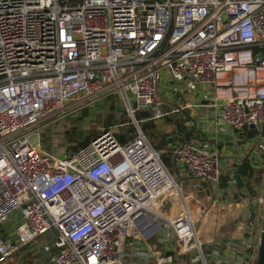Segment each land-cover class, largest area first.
<instances>
[{
    "label": "built area",
    "instance_id": "built-area-1",
    "mask_svg": "<svg viewBox=\"0 0 264 264\" xmlns=\"http://www.w3.org/2000/svg\"><path fill=\"white\" fill-rule=\"evenodd\" d=\"M161 87L183 95L173 112L208 102L221 131L255 125L264 151V0H0V225L19 216L18 242L0 240V264L44 235L51 264H257L252 225L205 248L203 212L190 208L136 118L166 116ZM111 95L135 125L126 142L103 128L57 158L31 138L66 116L68 102ZM174 155L224 195L219 154L193 136ZM163 226L176 251L147 241Z\"/></svg>",
    "mask_w": 264,
    "mask_h": 264
},
{
    "label": "crops",
    "instance_id": "crops-1",
    "mask_svg": "<svg viewBox=\"0 0 264 264\" xmlns=\"http://www.w3.org/2000/svg\"><path fill=\"white\" fill-rule=\"evenodd\" d=\"M162 89V93H163V100H164V105H163V109L164 111L167 113L166 116L162 119H151L155 125V143L159 142L161 140V137L164 138V140L166 142H168V145L164 146L163 149H161V154L162 153H168V148H172L174 149V152L176 150V148H178L181 143L183 142V140L187 137H195L196 139H198L199 141H201V143L209 148L211 151L216 152L217 154L220 155L221 159H222V166H223V173H224V178L222 180V184H221V188L224 190V195H222L221 197H217L215 195H213L214 193L212 192V189L210 187V185L204 181V180H197L194 177L190 176L189 173L186 171V168L184 166V164L175 158L174 153L171 155V164L173 165V167L175 168L176 174H175V178L177 179V176H179L182 179V182L185 184H181V182H177L179 183V185L181 186L182 192L183 188H190V187H196L199 188L200 193L196 194L194 196V201H195V209L193 210V212H197V209H200V207H202V205H205V203L203 202V196H206L207 200L206 202H210L211 198L215 200H213V205L215 203H221V202H235L234 205V210L232 212H241L242 211V207L240 206V204L237 203H241V204H246V212H242L239 219L240 220H244L243 221V228L241 229V231L239 232V234H236L232 237H236L241 235L245 230L246 227L248 225H252L254 226V228H256V231L258 234H261L263 226L259 227V221L258 223H254L251 221L252 219V211L254 208V206H250V204H254L256 205L257 203H259V198L263 195V192L260 194H257L256 196H251V186H250V182L252 180V178L256 175V169H260L259 171H261V169H264V151L260 150L257 146V140L256 138H254V136L249 135V131L250 128L245 129L239 136L232 131L231 129H227L226 131H221L219 129V125L216 122L215 118V108L210 106V103L208 102H204V106H200V107H189L186 108L180 112H173L172 109L178 105L179 102L178 99H180L183 102V95L182 93H178L177 95H179L180 97L177 98H173L170 96V94H168V90L166 88L161 87ZM112 96H108L98 102H96L95 104L100 105L99 106V113L97 114V116H105V121L107 120L108 115H110L112 112L114 113L115 119H117L119 122L116 126L120 124H122L120 121L121 118L124 117V113L120 110H116L113 109V106H110V99ZM119 98V97H118ZM171 98V99H170ZM173 98V99H172ZM188 99H192L194 100L193 97H184V101H187ZM120 101V98H119ZM75 101H70L67 104V115L64 116L63 118L51 123V121L45 120L43 121L39 127L38 130L36 131V133H33L31 135V138L33 139L34 142L40 144L41 148L44 150L42 143L40 142V140L36 137V134L42 130H45L46 133H50L53 132L52 129H48L47 127L49 125L52 124H58L61 123V121L63 119H65L66 117H70L69 114L72 112L71 110H73ZM112 107V108H111ZM129 116V115H128ZM89 118V117H88ZM94 117H90L89 121H91ZM104 121V123H105ZM122 126V125H120ZM114 127V126H113ZM135 127V126H134ZM103 128H109L112 129V127H103ZM102 128V129H103ZM113 130V129H112ZM114 131V130H113ZM134 131V130H133ZM97 132V131H96ZM92 133L95 134V137L100 133ZM129 134V133H128ZM125 135V134H121L120 136H123L126 138V141L131 137V132L129 134V136ZM93 137V138H95ZM92 138V139H93ZM120 139V137H118ZM148 138V137H147ZM149 140V139H148ZM149 142L152 144V142L149 140ZM66 144H67V139H66ZM153 145V144H152ZM67 146V145H66ZM154 147V146H153ZM45 151V150H44ZM68 151V148H67ZM47 152V151H45ZM49 153V152H47ZM248 163L251 168L253 169V175L252 177L247 176L246 178H244L242 175V178L245 182V186L240 189L237 187V184H234L232 186H230V189H227V185L229 182V179L234 178L235 179V175H236V171L238 168H240V165L242 163ZM166 164V163H165ZM168 167V166H167ZM241 169V168H240ZM196 184H198V186H196ZM187 186V187H186ZM264 187V186H263ZM198 189V190H199ZM202 194V195H199ZM244 194L246 195L244 197ZM193 195H191L192 197ZM242 196V197H241ZM239 197H241L239 199ZM198 199V201L196 200ZM217 200V202H215ZM197 205H200L199 207ZM179 209V205L173 210L174 212H177ZM172 208H170V211H168L169 213L171 212ZM251 211V212H250ZM256 211V209H255ZM171 215V214H170ZM204 217V215H203ZM202 217V218H203ZM212 220H210V216L206 214V217L203 219V221H200V230L201 227L203 225V223L205 222V227L206 229L208 228V230L213 228V224L211 222ZM19 222V216L15 217L14 219L4 222L3 224V229H5L4 231H1L2 228H0V239H5V240H10L9 238H4V234L5 232H7L8 234L11 232L13 234H15L14 236H16V225ZM224 225V224H223ZM240 226V221L237 220V222L233 223V224H229L226 225L224 227L227 228V230H230V233L233 232L234 230H232V228L234 227H238ZM3 232V233H2ZM3 234V235H2ZM232 237H220V238H214L212 240H203V242H205V248L208 249V247H210V243L214 242L216 240H221L222 238H232ZM39 240V238L37 239ZM35 242H38V241ZM41 240V239H40ZM35 242H33L30 245L35 244ZM47 240H42L41 244L42 247L45 243H47ZM29 246V245H27ZM25 246V247H27ZM23 247V248H25ZM38 248L37 251L31 252L33 253V257L34 259H36L37 257H39V250H41ZM44 258L46 257H50V255L47 254V256H43ZM43 261V260H42ZM44 262V261H43ZM51 262H49L48 264H51Z\"/></svg>",
    "mask_w": 264,
    "mask_h": 264
},
{
    "label": "rangeland",
    "instance_id": "rangeland-1",
    "mask_svg": "<svg viewBox=\"0 0 264 264\" xmlns=\"http://www.w3.org/2000/svg\"><path fill=\"white\" fill-rule=\"evenodd\" d=\"M109 99H110L109 104H110V106H113V109L120 110L122 112L125 111V107H124L123 103L121 102V100L119 101V98L117 95H114ZM99 106L100 105L95 104V103L88 104L87 106L84 104H81V103H75L72 112L69 114V116L71 115L70 117H66L65 119H63L61 121V123H58V124L55 123V124L49 125L47 127L48 129L49 128L52 129V131L54 130L53 132H50L49 134L46 133L45 130H43V131L41 130L40 133L38 132L36 134V137L42 143L44 150L49 152L50 156H54L57 158L63 157L65 154L68 153L67 146H66L67 145L66 139L71 138V137L72 138L76 137V139H77L76 142L78 144V142L82 141L85 136H88L92 133H95L96 131H97L96 133L101 132L102 128L106 127V125L104 123L105 116H97L96 117L97 114H100L99 113L100 112ZM125 114L126 113H124V115ZM91 116L94 118L91 121H89L90 120L89 118ZM125 119L126 120L128 119L127 116H125ZM125 119L123 117V118H121L120 121H124ZM130 119L127 120L128 123L126 125L121 126V127L119 126L118 129L114 130L115 134L118 137L121 134L127 135L128 133L130 134V131L133 132L135 125H134V123L130 122ZM114 120H115V117H114L113 121ZM116 122H119V121L116 119ZM166 165L168 166L170 172L175 176L176 171H175V168L173 167V165L171 164V162L166 163ZM259 170L260 169H256V175L252 178V180L250 182V186L252 189H254V186H253V184H255L254 179L258 176H261V181H260V184L258 187V189H259L258 192L261 194L264 190V187H263L264 186V169H261V171H259ZM223 178H224V173L222 176V180H223ZM177 180H178V182H181V184H184L182 182V179L179 176H177ZM198 189L199 188H196L195 186L194 187L192 186L190 188H188V187L183 188L184 194L187 197L188 204L192 210L195 209V205H196L195 201H194V196L196 194L200 193V192H198V191H200V189L199 190ZM191 195H193V196L191 197ZM199 195H202V194H199ZM213 195H215V194H213ZM206 200H207L206 196H203V202L205 203V205H202V207H200V209L196 210L197 212H203L204 217L200 221H203V219L206 217V214L208 213L209 210L214 209V212L217 211V208H215V206L213 205V203H214L213 200H215V198L214 199L211 198L210 202L209 201L206 202ZM215 202H217V200ZM231 203H233V204H231ZM180 204H181L180 201H177L174 203L175 206H178ZM230 204H231V207L234 209L235 202H230V203H226L225 205H222L221 207H219V210L220 211H222V210L226 211L230 207ZM237 204H240V206L242 207V211L240 212V214L242 212H246V209H247L246 204H241V203H237ZM197 206L199 207L200 205H197ZM250 206L251 207L254 206V208L256 209V211H255V209H253V211H252L251 221L254 223H258V221H259V227L264 226V202H261V203L259 202L256 205L250 204ZM233 209H230V210H233ZM234 216H236V215H234ZM199 224H200V222H198V225ZM3 225H4L3 223L0 225V228H2L1 231L5 230V229H3ZM203 225H205V224L203 223ZM163 227H164L163 228L164 231L156 233L153 237H151L150 239H147V241L149 243H151L152 245L157 244L158 248L162 249V250L163 249L167 250V248L174 246L175 251H176L178 248V244L176 242V235H175L174 231L172 229L166 227V226H163ZM165 232L170 233V237L168 238L167 241H164V238L166 235ZM143 234L146 236L145 233H143ZM14 235L15 234H13L11 232L9 234L7 232H5L4 238H6V239L9 238L10 241L13 244H15L18 242V240H17V236H14ZM44 239L47 241H50V238L48 236H46V235L41 236L39 238V240H37L38 242H35V244L29 245V246L23 248V250L20 252L19 251L15 252L10 257L9 260H7L6 262L1 263V264H30L31 262H32V264H44V262L42 261V259L40 257H37L36 259H34L33 253L31 254V250H32V252H34V251H37L38 248L40 249V247H42L41 241ZM161 239L163 240L162 242H160ZM0 240H5V239L1 238ZM205 240H207V239H205ZM207 251H208V249H207ZM28 252H30V255H27ZM130 254H132V250H130L127 247L125 250V254H124V260H132V256H130ZM188 264H195V263H192L190 260H188ZM197 264H200V263H197Z\"/></svg>",
    "mask_w": 264,
    "mask_h": 264
},
{
    "label": "trees",
    "instance_id": "trees-1",
    "mask_svg": "<svg viewBox=\"0 0 264 264\" xmlns=\"http://www.w3.org/2000/svg\"><path fill=\"white\" fill-rule=\"evenodd\" d=\"M125 111H126V109H125ZM125 111H123V113H126L124 115V119H125V116H127V118H128L127 120H129L130 117L128 116L127 111L126 112ZM114 117L115 116H114L113 112L110 115H108L107 120L105 121L106 127H112V129L115 130V129H118L120 125L124 126V125H126L128 123V121L125 119L124 121L121 122L122 124L119 123V125L116 126L118 124V122H116V119L113 121ZM150 117H151V113H150L149 110H141V111L136 112V118L139 121V123L141 125V128L144 131L145 135L152 142L154 148L161 151V149H163L164 146L168 145V142H166L164 140V138L161 137V140L159 142L155 143V135H156L155 134V128H156V125L151 120ZM130 122H132L131 119H130ZM131 134H132L131 137H135L136 136L135 127H134V131L131 132ZM128 136H129V134H128ZM93 137H95V134H90L88 136H85L82 141L78 142V144L76 142V140H77L76 137L68 138L67 139L68 152L73 151V150H77L78 148L84 146L85 144L89 143L92 140ZM119 137H120V141L121 142H126V138L124 137V135L123 136L119 135ZM173 153H174V149H172L170 147L168 148V153H162L161 155H162V159L164 160V162L169 163L170 160H171V155ZM240 168H241V175L244 178H246L247 176L252 177L253 169L251 168V166L248 163H246V162L242 163L240 165ZM254 180H255V184H253L254 189L250 188L251 189V191H250L251 196H256L257 194H259L258 187H259V184H260V181H261V176L256 177ZM245 196L246 195L244 194V197ZM241 197H239V199ZM22 250H23V248L20 249L19 252L22 251ZM31 254H32V252H31ZM27 255H30V252H28ZM38 255L44 261V264H48L49 262H51V259L49 257H46V258L43 257L44 255H43L41 250H39V254ZM30 264H32V262Z\"/></svg>",
    "mask_w": 264,
    "mask_h": 264
},
{
    "label": "bare ground",
    "instance_id": "bare-ground-1",
    "mask_svg": "<svg viewBox=\"0 0 264 264\" xmlns=\"http://www.w3.org/2000/svg\"><path fill=\"white\" fill-rule=\"evenodd\" d=\"M226 203H230V202H221V203H215L214 206L215 208H217V211L214 212V209L209 210L207 215L210 216V220H212V224H213V228L208 230V228L206 229L205 225H202L201 230H200V238L202 240H212L214 238H220V237H232L236 234H239V232L241 231V229L243 228V221L244 220H240V212H232L234 209L231 207V203L230 207L225 211L219 210V207H221L222 205H225ZM229 206V205H228ZM177 206L172 205V210L170 212V216H172L173 214V210L176 208ZM233 209V210H230ZM236 215V216H234ZM239 215V216H238ZM237 220L240 221V226L238 227H234L232 230H234L233 232L230 233V230H227L226 225L229 224H233L235 222H237ZM143 219H140V222H142ZM205 224V222H204ZM224 224V225H223Z\"/></svg>",
    "mask_w": 264,
    "mask_h": 264
},
{
    "label": "water",
    "instance_id": "water-1",
    "mask_svg": "<svg viewBox=\"0 0 264 264\" xmlns=\"http://www.w3.org/2000/svg\"><path fill=\"white\" fill-rule=\"evenodd\" d=\"M250 127H251V129L249 131V135L253 136L254 134H256L258 132V130L256 129L255 125H253V124ZM235 181H236L238 188L242 189L245 186V182L241 176V169L240 168H238L236 171ZM263 195H264V190H263ZM41 251H42L44 256H47V250L44 247L41 248ZM257 264H264V226H263V229L261 232V244H260Z\"/></svg>",
    "mask_w": 264,
    "mask_h": 264
}]
</instances>
